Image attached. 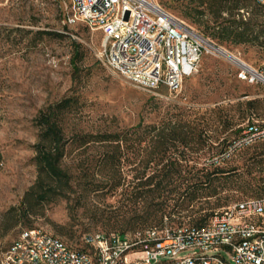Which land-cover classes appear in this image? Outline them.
<instances>
[{"label": "rangeland", "instance_id": "1", "mask_svg": "<svg viewBox=\"0 0 264 264\" xmlns=\"http://www.w3.org/2000/svg\"><path fill=\"white\" fill-rule=\"evenodd\" d=\"M154 2L230 55L256 69L264 64V8L254 1ZM69 11L68 0H0V259L30 228L78 247L87 234L131 236L144 227H123L120 218L143 214L138 184L161 167L148 162V129L113 170L101 166L107 147H70L62 164L71 172L70 183L52 199H41L40 187L46 190L50 180L38 187L34 145L41 131L37 116L50 105L70 98L71 106L58 114L67 136L126 129L141 119L145 125L173 119L196 126L201 144H195L197 133L190 135L187 155L201 164L250 123L264 125V84L239 80L225 55H203L176 92L141 89L104 65L101 32L80 22L67 24ZM221 167L226 172L218 177V194L201 202L185 200L182 209L175 206L181 201L170 200L167 210L204 215L263 195L264 139L237 150ZM184 172L190 179L192 173ZM112 177L124 185L109 189L105 182ZM165 215L153 224L158 229L192 225L189 218L181 223Z\"/></svg>", "mask_w": 264, "mask_h": 264}, {"label": "built area", "instance_id": "2", "mask_svg": "<svg viewBox=\"0 0 264 264\" xmlns=\"http://www.w3.org/2000/svg\"><path fill=\"white\" fill-rule=\"evenodd\" d=\"M68 1L65 22L100 31L104 65L141 89L176 92L203 55L223 50L154 0ZM253 1L264 7V0ZM226 55L239 80L264 84V64L256 69ZM260 139L264 128L249 126L211 162ZM83 246H69L41 229H26L2 253L0 264H264V197L216 211L204 226L148 228L131 236L98 232L87 234Z\"/></svg>", "mask_w": 264, "mask_h": 264}, {"label": "trees", "instance_id": "3", "mask_svg": "<svg viewBox=\"0 0 264 264\" xmlns=\"http://www.w3.org/2000/svg\"><path fill=\"white\" fill-rule=\"evenodd\" d=\"M254 3L256 2L254 1ZM261 7L264 8L263 6ZM77 46L78 44L75 46V57L79 54ZM72 69L74 72L77 70L76 66H72ZM70 106V98L63 99L56 104L50 105L37 116V125L41 130L38 142L34 145L36 152L35 161L38 168V187H40L39 184H42L46 179L50 180L46 190L40 187L42 190L41 199H52L58 194L57 192H63L64 186L70 183L71 172L69 169L62 166L66 152L70 147L84 149L92 145L107 147L108 149L104 152L103 158L101 159V166L102 168L108 167L110 170H113L114 167L121 166L125 150L132 148L134 143L139 144L141 141H144L147 137L144 130L148 129L150 131L148 133L150 136L148 140V162H154L156 167L159 165H161V167L156 173L149 177L148 180L138 184L141 190V200L144 203L143 214H133L132 216L124 215L120 218L123 227L134 228L139 225L144 226L134 232L148 228H157L153 224L162 223L163 219L167 217V215H165L166 212L168 215H173L174 218H177L181 223H183L186 218H189V222L192 223L190 227H200L208 224L215 212L202 215L199 213L200 210L189 214H182L181 211L173 209L168 211L169 202L174 199H176V201H181L179 204L176 203L175 206L177 207L179 205V209H182V204L185 200L201 202L202 200L206 201L208 197L218 194V177L226 172V169L221 167V165L224 164L230 156L218 159L215 162H211V159L215 156L222 155L249 126L256 125L250 123L244 127L236 137L228 141L221 149L214 152L212 151L213 153H211L209 160L201 164L199 163L198 157L190 158V155H187L190 135L197 133L195 144L196 146L201 144L198 138L200 135H198L196 126L181 123V121L173 119H168L165 123L154 122L150 125H145L141 119L137 124L126 129H104L96 133L81 131L75 135L67 136L58 120V114ZM256 126L264 128V125ZM187 128H189V130H187ZM199 149L200 147L196 149V152L199 151ZM110 172L115 175L114 171ZM183 172L188 174L192 173L191 178L184 177ZM105 185H108L111 190H116L124 184L120 178L114 179L112 177L105 182ZM172 193L175 194L174 197H171ZM262 197H264V193L263 195L248 197L243 200ZM216 206H219L218 202ZM163 228L164 226L159 229ZM119 234L127 235L124 232H119ZM83 242L84 239L82 240V245L77 248L83 249Z\"/></svg>", "mask_w": 264, "mask_h": 264}, {"label": "bare ground", "instance_id": "4", "mask_svg": "<svg viewBox=\"0 0 264 264\" xmlns=\"http://www.w3.org/2000/svg\"><path fill=\"white\" fill-rule=\"evenodd\" d=\"M225 53L228 54L227 52H225L224 50H222V53L221 54L227 56Z\"/></svg>", "mask_w": 264, "mask_h": 264}]
</instances>
